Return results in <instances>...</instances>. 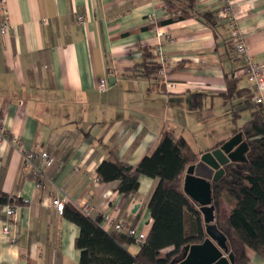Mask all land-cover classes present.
Instances as JSON below:
<instances>
[{"label": "crops", "instance_id": "crops-1", "mask_svg": "<svg viewBox=\"0 0 264 264\" xmlns=\"http://www.w3.org/2000/svg\"><path fill=\"white\" fill-rule=\"evenodd\" d=\"M187 1L6 0L12 30L0 32V118L6 131L0 135V191L13 199L8 205L15 212L3 234L7 204H0V264H78L79 228L54 208L55 198L65 204L86 199L91 218L109 212L147 235V202L156 181L141 175L135 196H124L117 181L97 180L107 153L114 150L134 168L167 129L199 157L248 118L247 111L236 121L225 113V76H239L240 86L253 88L226 20L220 19L226 28L215 39L197 18L174 19L177 6ZM194 6L218 12L221 1L194 0ZM229 6L251 60L262 67L264 97V0H229ZM4 19L0 12V25ZM145 46L154 61L168 65L164 77L134 74ZM180 62L187 66L176 69ZM101 78L109 83L103 91L97 89ZM23 149L46 151L55 162L45 167L35 157L27 164ZM36 170L46 177L42 188ZM138 247L129 246L132 252ZM246 254L247 264H264L252 249Z\"/></svg>", "mask_w": 264, "mask_h": 264}, {"label": "trees", "instance_id": "trees-1", "mask_svg": "<svg viewBox=\"0 0 264 264\" xmlns=\"http://www.w3.org/2000/svg\"><path fill=\"white\" fill-rule=\"evenodd\" d=\"M167 1L176 5L179 0ZM175 12L174 19L197 18L211 29L215 39L220 36V29L226 28L216 11L197 10L194 0L178 5ZM141 51L143 60L135 66L134 74L156 76L161 66L153 60L148 47H142ZM185 66V62H180L175 68ZM225 78L226 90L221 94L225 106L229 105L225 113L236 121L243 111L248 112V118L232 130V135L242 133L248 148L245 161L225 166L223 176L212 184L215 224L226 237L235 264H247L246 248L264 259V107L252 100V87L240 86L239 76ZM198 154L183 137L173 138L172 131L167 129L161 132L154 150L134 168L117 159L114 150H110L96 169L97 180L117 181V191L132 198L139 187V176L154 179L156 184L147 202L152 225L145 241L132 252L129 248L134 243L132 238L105 231L100 218H91L71 203L64 204L63 216L79 228L74 242L80 252L78 264H169L181 253L183 246L201 243L206 236L202 214L182 190L183 174L187 166L197 160ZM222 196L231 201V209L224 217L220 216ZM12 202V198L0 191V204ZM170 246V252L161 253Z\"/></svg>", "mask_w": 264, "mask_h": 264}, {"label": "water", "instance_id": "water-1", "mask_svg": "<svg viewBox=\"0 0 264 264\" xmlns=\"http://www.w3.org/2000/svg\"><path fill=\"white\" fill-rule=\"evenodd\" d=\"M247 148L242 133L237 132L220 146L203 152L187 166L182 190L201 212L206 236L201 243L183 246L179 257L173 258L169 264H235L226 237L215 224L212 183L218 182L223 176L225 166L245 161Z\"/></svg>", "mask_w": 264, "mask_h": 264}, {"label": "built area", "instance_id": "built-area-1", "mask_svg": "<svg viewBox=\"0 0 264 264\" xmlns=\"http://www.w3.org/2000/svg\"><path fill=\"white\" fill-rule=\"evenodd\" d=\"M220 1H221V8L217 12V16L220 19L226 20L227 25L230 29V37L234 49L244 61L243 74L246 76L247 80L253 84V89L255 92L252 100L255 103L261 104L264 107V97L261 95V93H259V90L261 88L262 78L260 75H261L262 67L251 60L248 48L244 41L245 39L238 30V28L236 27V24L234 22L231 13V7L229 6V0H220ZM5 3L6 0H0V12L5 17L3 23L0 25V32L2 34H8L12 30V25L9 23L6 17ZM159 65L161 66L159 70V74L164 77L165 73L168 70V65L165 63L164 60L161 61ZM108 85L109 83L107 79L101 78L97 82V89L99 91H103L108 87ZM0 135L3 136L6 135V131L3 128V118H0ZM12 140L14 143L21 145V141H19L17 138H14ZM35 157H39L45 167H50L55 162V158L46 151L36 152L34 150L23 149V159L24 161L27 162V164H30ZM34 174L35 176H41V178L36 182V186L39 188L44 187L46 181L45 175L42 174L39 170H36ZM51 204L59 213H62L65 201L55 198L52 199ZM72 204L84 214L87 215L89 214L91 207L88 200L85 199L78 203H72ZM2 211L6 217V220L3 223V226L1 227V232L3 234H8L10 229V225L8 221L13 216L15 212V208L14 206L7 204L2 207ZM100 225L105 231L119 232L132 238L134 243L138 245L142 244L146 238V233L144 231L137 230L133 227L128 226L123 219H116L115 216H113L109 212H104L101 215Z\"/></svg>", "mask_w": 264, "mask_h": 264}, {"label": "rangeland", "instance_id": "rangeland-1", "mask_svg": "<svg viewBox=\"0 0 264 264\" xmlns=\"http://www.w3.org/2000/svg\"><path fill=\"white\" fill-rule=\"evenodd\" d=\"M219 204H220V216H223L228 211L230 204H231V201L227 197L222 196L219 199Z\"/></svg>", "mask_w": 264, "mask_h": 264}]
</instances>
